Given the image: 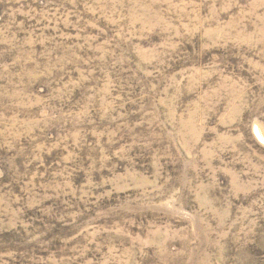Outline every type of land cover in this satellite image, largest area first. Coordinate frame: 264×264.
Instances as JSON below:
<instances>
[{
  "label": "rangeland",
  "instance_id": "obj_1",
  "mask_svg": "<svg viewBox=\"0 0 264 264\" xmlns=\"http://www.w3.org/2000/svg\"><path fill=\"white\" fill-rule=\"evenodd\" d=\"M0 264H264V0H0Z\"/></svg>",
  "mask_w": 264,
  "mask_h": 264
}]
</instances>
